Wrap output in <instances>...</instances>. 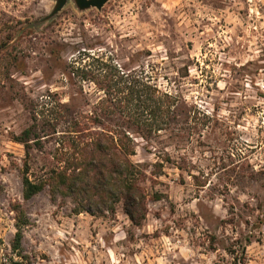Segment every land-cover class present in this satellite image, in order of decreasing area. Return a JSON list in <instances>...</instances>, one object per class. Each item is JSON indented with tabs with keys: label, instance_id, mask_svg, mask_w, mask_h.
I'll return each mask as SVG.
<instances>
[{
	"label": "rangeland",
	"instance_id": "obj_1",
	"mask_svg": "<svg viewBox=\"0 0 264 264\" xmlns=\"http://www.w3.org/2000/svg\"><path fill=\"white\" fill-rule=\"evenodd\" d=\"M56 2L0 0V264H264V0H109L100 10L68 0L32 24ZM98 57L171 96L167 129L133 134L132 160L148 174L139 226L121 204L78 214L48 187L24 197L26 163L38 181L60 153L47 131L29 153L16 140L34 123L32 102L40 110L56 92L75 115L116 122L99 108L104 92L72 72ZM15 206L27 219L19 251Z\"/></svg>",
	"mask_w": 264,
	"mask_h": 264
},
{
	"label": "trees",
	"instance_id": "obj_2",
	"mask_svg": "<svg viewBox=\"0 0 264 264\" xmlns=\"http://www.w3.org/2000/svg\"><path fill=\"white\" fill-rule=\"evenodd\" d=\"M95 61L94 68L77 66L72 72L82 81L95 83L104 92L99 108L110 117H116V122L106 128L97 112L91 118L77 116L68 103L61 102L56 92H48L46 100L43 98L40 103V110H36L37 104L32 102L34 123L16 136V140L23 143L29 153L34 143L42 147L41 133L47 131L52 136L60 135L56 148L60 153L54 154L57 165L48 169L46 176L38 181L29 178L26 163L24 197L30 199L48 187L53 197H69L73 211L78 214L114 215L121 204L131 222L139 226L148 214V194L143 186L148 174L143 165L132 160L136 153L133 134L149 139L167 129L168 121H174L171 96L161 93L142 74L123 70L101 57ZM44 114L46 125L39 132L37 120ZM84 119L98 121L103 129H90ZM62 122L66 123V130L61 131L58 126ZM31 137L36 139L32 143ZM14 209L18 214L12 248L19 251L27 219L19 206ZM22 258L12 259L11 264H27Z\"/></svg>",
	"mask_w": 264,
	"mask_h": 264
},
{
	"label": "water",
	"instance_id": "obj_3",
	"mask_svg": "<svg viewBox=\"0 0 264 264\" xmlns=\"http://www.w3.org/2000/svg\"><path fill=\"white\" fill-rule=\"evenodd\" d=\"M79 9H88L96 7L99 10L109 1V0H74ZM68 2V0H57L55 7L50 14L45 16L39 21H34L32 24L36 25L45 20L53 18Z\"/></svg>",
	"mask_w": 264,
	"mask_h": 264
}]
</instances>
